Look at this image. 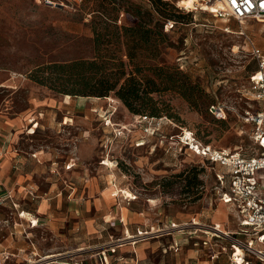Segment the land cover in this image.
Masks as SVG:
<instances>
[{
	"label": "rangeland",
	"instance_id": "rangeland-1",
	"mask_svg": "<svg viewBox=\"0 0 264 264\" xmlns=\"http://www.w3.org/2000/svg\"><path fill=\"white\" fill-rule=\"evenodd\" d=\"M166 1L173 17L165 23L172 25L165 30L163 24L168 46L158 62L167 72L178 67L202 92L194 91L187 100L174 89L163 91L155 95L163 101L159 115L144 119L146 115L129 112L112 95L63 94L30 75L39 65L91 57L92 20L111 24L109 19L117 17L116 25H129L135 9L144 16L152 0H114L109 19L92 12L91 4L72 9L32 0H0V119L6 113L27 123V112L36 103H54L51 127L38 128L28 136L24 129L20 140L28 149L48 152L34 174L36 192L51 205L55 200L59 204L58 198L66 200H61L58 211L65 205L72 212L87 211L93 218L100 206L111 210L114 202L129 200L130 207L143 211L147 224L154 225L134 245L141 258L138 264H231L232 240L244 235L235 211L219 200V191L227 185L215 176L222 169L186 150L177 137L188 129L212 147L251 150L245 111L255 107L244 95L256 68L252 44L264 55V23L224 21L208 13L200 0ZM216 103L224 106V118L209 112V105ZM70 157H79V164L64 172L63 164ZM48 175L60 181L53 189ZM185 180L190 182L187 188ZM118 190L130 192L131 198ZM114 191H118L115 199L109 195ZM112 222L116 224H103V241L107 234L121 235V224ZM131 249V245L121 246L120 260L114 263L135 264L127 253ZM139 250L145 253L142 257ZM10 258L5 264H14L8 262Z\"/></svg>",
	"mask_w": 264,
	"mask_h": 264
},
{
	"label": "crops",
	"instance_id": "crops-1",
	"mask_svg": "<svg viewBox=\"0 0 264 264\" xmlns=\"http://www.w3.org/2000/svg\"><path fill=\"white\" fill-rule=\"evenodd\" d=\"M52 105H54L52 101L36 103L33 109L30 108L27 112V123H24L19 116L11 117L6 113L1 116L0 251L9 252L11 258L8 262L14 261V264H62L70 260H90L95 263L101 254L107 264H115L114 262L121 257L118 254L119 248L131 245L132 249L127 253L131 254V259L138 264L141 258L134 245L144 239V235L135 241L128 237L137 235V231L148 234V230H153L154 225L147 224L143 211L130 207L129 200L114 202L111 210L100 206V210L93 218L87 211L72 212L70 207L65 205L62 211H58L61 200H66L58 198L59 204L55 200V205H51L47 198L41 197L36 192L34 174L36 172L38 174L39 168L41 170L44 161L49 157L48 152L40 147L28 149L20 140L24 129L25 135L28 136L34 134L38 128L51 127L55 121ZM28 123L31 125L29 126ZM30 129L33 132H30ZM71 159L72 157L68 161ZM74 160L73 167L80 159L78 157ZM68 161L63 164L64 172L72 169L65 167ZM52 163L54 165L55 162ZM82 168L85 169V165ZM81 174H83L82 178L86 177L85 170ZM48 177L53 178V175ZM52 180L50 189L60 182L54 178ZM62 182H65L63 178ZM118 191L109 194L110 197L117 196ZM99 217L103 223L96 222ZM115 220L122 227L120 237L107 234V239L103 241V224L110 226L116 224L112 222ZM145 224V228L141 229ZM159 230L161 229L155 231ZM144 254L139 250L141 257ZM44 257V262L40 263L39 260Z\"/></svg>",
	"mask_w": 264,
	"mask_h": 264
},
{
	"label": "trees",
	"instance_id": "trees-1",
	"mask_svg": "<svg viewBox=\"0 0 264 264\" xmlns=\"http://www.w3.org/2000/svg\"><path fill=\"white\" fill-rule=\"evenodd\" d=\"M87 4H91L92 12L106 15L108 19L114 13V0H85L82 6ZM171 7L166 0H152L144 16L140 15L139 8L135 9V14L131 15L134 20L129 25H116L117 17L109 19L114 22L111 24L92 20L91 57L39 65L30 78L40 84L51 83L52 89L63 94L112 95L129 112L146 116L159 115L163 101L155 95L163 91L174 89L190 100L194 91L202 92L200 86L178 67L167 72L158 62L162 49L168 46L163 24L173 17ZM55 84L61 88H53ZM189 186L190 182L185 180L184 187Z\"/></svg>",
	"mask_w": 264,
	"mask_h": 264
},
{
	"label": "built area",
	"instance_id": "built-area-1",
	"mask_svg": "<svg viewBox=\"0 0 264 264\" xmlns=\"http://www.w3.org/2000/svg\"><path fill=\"white\" fill-rule=\"evenodd\" d=\"M51 8H80L85 0H32ZM209 3L208 13L222 20L233 18L240 23L252 19L264 23V0H200ZM122 15V14H121ZM172 25L165 23V30ZM251 53L256 61V68L249 77V85L244 95L252 101L254 109L245 111V121L251 125L250 138L253 147L248 153L212 147L199 140L188 129H182L177 137L186 150L205 158L211 165L219 166L222 171L215 174L223 185L219 191V200L235 211L241 226L242 239H233L231 244V264H264V55L252 44ZM210 113L215 118H224L222 104H212ZM148 119V116H143ZM64 122V120H63ZM2 152L0 151V156ZM75 159V158H74ZM73 158L65 167H72ZM262 172V173H259ZM137 235L129 236L133 241L147 232L137 231ZM10 253L0 251V264H5ZM45 257L40 259L44 262ZM47 261V260H46ZM49 263V262H48ZM62 264H107L101 254L95 263L90 260H70Z\"/></svg>",
	"mask_w": 264,
	"mask_h": 264
},
{
	"label": "bare ground",
	"instance_id": "bare-ground-1",
	"mask_svg": "<svg viewBox=\"0 0 264 264\" xmlns=\"http://www.w3.org/2000/svg\"><path fill=\"white\" fill-rule=\"evenodd\" d=\"M205 3H206V2H205ZM215 3L219 5V2L216 1V0H215ZM210 7H214V6H213V5H210L209 3H206V4H205V9H207V11H209V8H210ZM121 192L125 193L126 196H128V197L131 198V194H130V192L125 191V190H121Z\"/></svg>",
	"mask_w": 264,
	"mask_h": 264
}]
</instances>
